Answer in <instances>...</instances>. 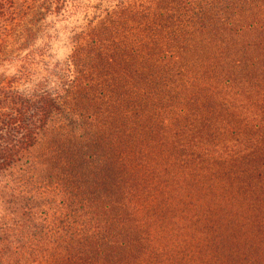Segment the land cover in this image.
<instances>
[{"label": "trees", "instance_id": "obj_1", "mask_svg": "<svg viewBox=\"0 0 264 264\" xmlns=\"http://www.w3.org/2000/svg\"><path fill=\"white\" fill-rule=\"evenodd\" d=\"M0 264H264V0H0Z\"/></svg>", "mask_w": 264, "mask_h": 264}, {"label": "rangeland", "instance_id": "obj_2", "mask_svg": "<svg viewBox=\"0 0 264 264\" xmlns=\"http://www.w3.org/2000/svg\"><path fill=\"white\" fill-rule=\"evenodd\" d=\"M94 1L100 3L101 5H110L112 3V0H94ZM68 51H69L68 45L66 41H64V38H62L60 41H57L55 46L52 48L51 51L52 58L54 60H63L66 57Z\"/></svg>", "mask_w": 264, "mask_h": 264}]
</instances>
